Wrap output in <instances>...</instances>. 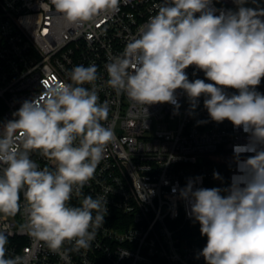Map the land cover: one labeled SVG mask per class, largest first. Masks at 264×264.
I'll list each match as a JSON object with an SVG mask.
<instances>
[{"label":"clouds","instance_id":"9594fccd","mask_svg":"<svg viewBox=\"0 0 264 264\" xmlns=\"http://www.w3.org/2000/svg\"><path fill=\"white\" fill-rule=\"evenodd\" d=\"M119 2L51 0L69 25L114 13ZM234 3L235 11L216 14L212 0H163L123 52L110 58L106 84L145 112L146 106L168 103L179 114L180 89L191 115L204 96L211 120H228L249 134L248 144L234 146L240 175L229 187L198 188L197 178L179 190V197L207 237L197 258L206 264H264V94L256 91L264 78V8L245 7L248 0ZM189 66L212 83L190 81ZM97 73L95 64L75 66L68 73L70 83L50 81L42 96L25 100L0 130V213L20 212L23 192L27 222L21 227L52 251L66 241L75 250L90 248L108 212L104 196L82 192L116 139L112 126L101 123L109 107L99 102ZM229 88L238 94L229 95ZM34 150L54 167L40 168L31 158ZM246 152L255 154L240 160ZM213 176L220 179L217 172ZM73 195L83 196L79 206L70 205ZM7 243L0 232V264H22L20 256L6 258Z\"/></svg>","mask_w":264,"mask_h":264},{"label":"built area","instance_id":"2783aa9c","mask_svg":"<svg viewBox=\"0 0 264 264\" xmlns=\"http://www.w3.org/2000/svg\"><path fill=\"white\" fill-rule=\"evenodd\" d=\"M161 3L120 0L114 13L69 25L51 0H0V130L15 119L13 113L25 100L42 96L50 81L70 83L68 73L75 66L95 64L99 102L109 107L108 119L101 123L111 125L116 134L94 179L82 189L84 196L107 199L108 212L91 247L75 250L66 241L59 251H52L31 237L21 227L27 222L21 192L20 212L0 213V232L8 237L6 258L20 256L22 264H206L197 256L207 239L191 240L183 232L194 219L179 190L197 178L198 188L229 187L233 176L240 175L234 146L248 144L249 134L228 120H211L204 96L191 115L188 97L180 89L176 90L179 114L174 115V106L168 103L146 106L145 112L106 84L110 58L123 52ZM210 7L216 14L237 9L234 0H212ZM185 71L190 81L212 83L195 66ZM226 91L238 94L236 89ZM256 91L264 94L261 83ZM254 154L243 153L240 160ZM31 158L40 168L54 167L39 150ZM214 172L220 179H214ZM82 199L73 195L69 203L79 206ZM126 252L129 255H121Z\"/></svg>","mask_w":264,"mask_h":264},{"label":"trees","instance_id":"16d2710c","mask_svg":"<svg viewBox=\"0 0 264 264\" xmlns=\"http://www.w3.org/2000/svg\"><path fill=\"white\" fill-rule=\"evenodd\" d=\"M261 85L264 88V78L261 80ZM185 234L189 236L191 240H202L207 239L206 236H202L200 233V225L198 222L191 220L186 223L185 228L183 230Z\"/></svg>","mask_w":264,"mask_h":264},{"label":"rangeland","instance_id":"374dc122","mask_svg":"<svg viewBox=\"0 0 264 264\" xmlns=\"http://www.w3.org/2000/svg\"><path fill=\"white\" fill-rule=\"evenodd\" d=\"M252 5L254 8H256V7L264 8V0H256V4H254L252 1H250L246 4V6H252ZM235 10L236 9H233V11H235Z\"/></svg>","mask_w":264,"mask_h":264}]
</instances>
